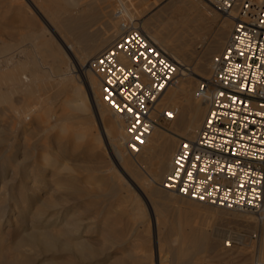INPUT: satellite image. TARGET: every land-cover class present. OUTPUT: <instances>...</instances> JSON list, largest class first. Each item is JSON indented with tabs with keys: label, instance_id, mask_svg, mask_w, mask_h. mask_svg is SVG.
Wrapping results in <instances>:
<instances>
[{
	"label": "bare ground",
	"instance_id": "obj_1",
	"mask_svg": "<svg viewBox=\"0 0 264 264\" xmlns=\"http://www.w3.org/2000/svg\"><path fill=\"white\" fill-rule=\"evenodd\" d=\"M48 1V3L46 1L44 2V8L41 9H43L44 14L47 15L51 20V26L55 27L59 31V38H61L62 42L65 43L66 53L62 50V47L60 45L56 47L54 46V44H52L53 42L50 43L49 37L47 36V33H45L47 28L44 30L45 35H43L42 37H23L17 44L18 46L15 45L16 47L8 46V44L6 43H0V121H3L2 118L9 114L8 117L11 119L13 125L11 127L14 128V133L16 135L18 133H21L26 140L38 137L36 143L39 142L38 145H34V142L31 143V140L30 142L27 141L32 145H28L27 143V146L23 148L24 150H21L24 160H27L26 162L21 163L12 156L5 157V154L7 152H11L13 149H15L13 150L15 152H20V150L19 148L11 145L15 140L13 137H11L13 138V141L10 139L12 143H10L9 141L10 144L8 145L2 144L9 139H7V137V140L3 139V137L1 136V132L6 129H1L0 126V161L3 160V164H0L2 171V174L0 175V183H2L9 175L8 180H6L4 183L6 185L14 184L11 183V176L15 175L16 178H19V181H21L20 187L22 188L21 191H19L18 189V191L21 192L19 194H16L15 192L13 193L14 187L9 188L8 193L4 194L5 196L3 197V199H0V264H57L55 259L60 258V256L62 255H69L71 257L75 256L79 258V261L80 259L81 261L88 259L89 264H102L109 259L95 258L97 256L96 248H94L91 243L84 239V237L92 234V231L90 228L85 227V225L81 222L82 220L78 221L68 218L66 213L67 209H65L64 207L58 208V205L56 206V203L52 204L53 202H50L49 204V202L47 203L43 200L40 201L37 199L38 195L34 194V191L36 190L35 188H39L38 192L39 190L41 191L44 189H52L51 191L55 192V194L60 189L67 191L69 190L70 192L68 193H74L75 191V186L73 185L77 181V179L68 174L67 171H71V169L66 166L64 161L60 160L61 157H64L66 154L71 153L72 150L69 152L63 150L64 147L61 149L51 147L50 143H48L49 147L46 146V140H49L51 138L50 132L54 128V126L48 123V120L55 119V114L51 113L50 106L55 98L57 99L66 91L68 83L71 82H77L78 85L72 88L73 92L77 93L80 91L86 96V99L91 105V111L95 122H97L99 125V129L97 128L98 130H96L97 133L94 135V137L91 136V134L87 135L83 132L78 134V132H75L77 133V135L73 138L74 145L72 149L74 151L80 145L84 148H88L91 145L93 146V141L96 140L100 145L101 137H103V140H105L104 142L107 145L109 156L114 163V166H112L110 170L112 172V176H115L116 178V180H112L111 182L108 181L106 184L105 180L101 178V175L100 177L95 176L96 181L94 180L95 185L92 190L87 191V189L85 190L83 188V190H80V193H84V197H87L88 199H91L93 201L97 199L100 200V198L104 197H117L118 192H120L119 189H121V187H129L128 181L125 180L123 174H127L126 172H128L133 178L136 179V181H139V178H143L144 175L142 177L138 173L139 171H134L135 169L133 167L143 169L146 179L144 180V182H138L140 188L137 187V189L143 196H145L149 203L151 201L153 209H155V216L153 218L157 236L155 247L156 251L158 250V238L160 236V233L168 228H165V223H162V225H158L159 216L158 212L156 213V211L165 202H169L170 200L173 201L172 196H169L168 194H166V192L175 195L170 191L163 190L164 188L162 189L161 183L170 170L175 141L177 140V138L172 139V137H166L159 131L156 125L153 128L147 140V144L146 146H144L142 151L137 155H129L128 158L125 157V154L122 151V148L124 149V133L122 123L119 118L115 117L108 108L106 109V107H104L105 104L100 101V85L98 79L88 69V61L94 55L107 48L119 34L122 29L123 20H120V22L117 23V31H112L110 30V28L112 27L107 26V28L110 27L108 29L109 32L104 33L101 31L103 34H99L100 36H97L96 39H88L89 41L82 40L84 39V30L82 32V29L84 28H82L83 26H80L81 24L78 23H80V21L82 20L81 18L83 15L81 16L79 15L80 13H78L76 17H73V19L71 20L69 19L68 24L65 25V21L62 20V15L65 10L62 9L60 2L58 0ZM116 1L120 5V11H117L114 15H122L121 13H123V11H128L129 13L132 10V12H134L133 9H130L131 4L128 3L129 1H133L132 4H134V0H129L128 2L124 0ZM181 2H188L190 4L188 5L189 9H187L189 11V14L187 16L188 19L180 22L181 24L178 25L177 28H173V25H171L172 27H168H170V29L173 28L172 30L174 31L175 35L177 31V35H179L177 38H180L179 40H182L183 46L185 45V47L187 46V48L190 47L192 49V47L194 48V45L196 43V46L194 48L195 50L200 48L203 49L206 43L203 42L204 38L202 34L204 33V30H206L208 23H210L209 21L208 23L206 22V15L208 14L206 12H208V10H206L202 6H199L198 3L194 4L193 0H182ZM136 9L137 8H135V11ZM106 10H108V8ZM110 10L111 9H109L108 11L109 14H111ZM84 18H86L85 15L83 16V20H86ZM88 20L90 19L88 18ZM91 20H93V18ZM137 20L139 19L137 18L136 21ZM74 22H76V24L75 26H72V23ZM232 22V12L229 14H225L223 23H221L218 31L211 37L213 40L212 44H210L208 48L206 47L205 55L203 53L204 58H201L196 66L197 73H195V75L199 76L201 79L204 78L203 75H205L209 69L211 70L212 61L210 62V59L212 57L214 58L217 55L214 54L217 53V51L220 49L226 35H228V31L230 30ZM139 24L142 30L153 42L159 43L164 51L169 50V45L166 42L167 39L164 37L165 34H167L166 32H164L165 29H162V31L165 33L163 35L162 31L157 28L160 33H162L161 35L158 33L161 37L159 38V35L152 28H148L146 26L147 24L145 25L143 22H140ZM162 25V27H164V24ZM69 27L70 29L74 27V32L69 33L71 35L73 34V40L71 41L67 40L66 35V32L68 33L67 29L69 30ZM169 32H171L172 34V31ZM25 41L26 43H28V45H23ZM66 41L68 44H66ZM77 44L81 45L82 48L73 49V46ZM27 46L30 47L29 50L27 49ZM62 46H64V44ZM171 47H173V45H171ZM67 55L71 60L69 59L68 62H64L63 58ZM74 73H79L77 75L80 76L81 79H78L77 75ZM193 79L194 77H191L190 75L186 76V78H178L175 84L170 85L166 90H164L155 107L156 116H159L160 112H162L163 110L175 111L174 119L172 120V126L170 127V129H172L173 132L179 135L181 140L184 141H191L196 137L206 113V104L204 100L199 99L196 96V89H194L193 86ZM171 86L173 87L171 88ZM52 92L53 94H50ZM15 93L21 94L22 99H20L19 101H15L16 99H13L12 97V95ZM73 100L78 102L76 110H81L85 107L82 98H80L79 96L76 95ZM63 107L65 108L66 106ZM64 108L62 109L63 112L61 110L62 114L60 118L55 120V124H58V122L62 123L63 121L68 122L72 120V118L77 117V115L74 113H67V110L65 111ZM107 110L111 115H108L109 113L107 114ZM39 112L43 113V117H39V122H36L33 127H27L26 122L28 121V118H30V116H32L33 114ZM38 124L41 128L37 127ZM29 125L30 123L28 124V126ZM6 135L9 134L7 133ZM14 137L16 138V136ZM55 143H57V141H55ZM2 145L7 147H2ZM37 146L42 149L38 152V154L35 155V152L39 148H36ZM31 151L33 152V163L30 162L31 159L29 161V157H31ZM144 154L146 156L151 155V158L153 157L154 159L153 163L150 162L151 166L149 167H146L148 164L146 165L147 162H145L144 159L147 160L148 158H144L146 157ZM51 155H55L57 159L51 158ZM49 167L54 169L50 174H46V171L49 170ZM116 167L120 168V170H117ZM84 170H89L92 173L95 172L92 166H84ZM161 189L164 193L160 191ZM131 200L132 205L131 208L129 205V208L132 220L135 223H138L147 218V216L145 217V209L141 205L142 203H140L139 201L140 199L138 194H134V198H132ZM173 202L177 203L179 201L175 200ZM96 203L97 202H95V204ZM10 212H15V217L21 220L19 226L15 225L13 228L9 229V232L12 233L11 235L7 232H3L2 229L5 223H7V226H9L15 223L14 221H16H12V217L8 215V213ZM236 214H239L237 215V217L243 220H252L254 218H252L251 216H247L246 213L242 212H237ZM174 226L171 228L170 234L175 233L172 235H176L175 240L177 241L178 245L172 251L169 250L168 253L172 255V258L166 257L165 262H169V260L179 261V258L184 255H188L190 253V250L186 248L185 245L191 241L197 240L198 244L200 245V243H203L205 241L207 243V240H212L215 242V240L222 238L224 235H227L228 239H231L232 237L234 238V236H231V234L226 233L227 231L223 232L208 230L205 229V227H203V225H201L200 223L198 225L196 223L195 225L190 227L188 231H183L184 229L179 223L177 224V227ZM5 230L7 229L5 228ZM135 232L136 231H134V234ZM5 235L8 237H6ZM237 237L239 240L243 238L242 236L240 237L239 234L237 235ZM124 241L126 242V240ZM125 242H123V244ZM4 246L5 249H3ZM6 246L13 252L10 253L9 258H4L7 255ZM25 247H29V250L30 248L33 249L36 252V257L34 258L28 256L24 250ZM262 248H264V242H262ZM106 255H108V253L105 255L103 253V257ZM38 256L42 257L38 258ZM261 258H264V250H262ZM131 259L132 263L135 261V264H143L142 262L138 261L139 259ZM121 260L122 259H120V261ZM129 262L125 261V263L123 262V264H130Z\"/></svg>",
	"mask_w": 264,
	"mask_h": 264
},
{
	"label": "rangeland",
	"instance_id": "obj_2",
	"mask_svg": "<svg viewBox=\"0 0 264 264\" xmlns=\"http://www.w3.org/2000/svg\"><path fill=\"white\" fill-rule=\"evenodd\" d=\"M45 1L47 2L48 0H0V33H1L0 43H6L8 44V46H15V45L18 46L17 44L19 43L21 38L23 37L32 38L36 36L42 37L43 35H45L44 30L47 28L45 33H47L50 43L53 42L52 44H54V46L56 47L60 45L62 47V50L65 51L66 53L65 43H63L61 38H59L60 37L59 31L55 27L51 26V20L48 18L47 15L44 14L43 9H41V8H44ZM58 1L60 2L62 9H64L66 12V13L64 12L62 15V20H64L66 23L65 25L68 24L69 19L70 20L73 19V17H76L78 13H80L79 15L81 16L82 15L86 16V18H84L86 20H83V16H82L81 18L82 20L80 21V23H78V24H81L80 26H83L82 28H84L82 29V32L83 30L85 32V33L83 32L84 39L82 40L89 41V40L96 39L97 36H100L99 34H101L102 32L104 33L109 32L108 29L110 27L113 28V29L110 28V30L112 31L118 30L117 23L120 22L122 17L116 18L114 16V14L117 11H120L119 10L120 5L118 4L116 0H109V1L108 0H99V1L98 0H58ZM124 1L128 2L129 0H124ZM181 1L182 0H141V1L134 0V4H132L133 1L132 2L129 1L128 3L131 4L130 9H133L134 12H132V10L130 11L131 13L130 12L128 13V11H123V13L121 14L124 15L123 18H126V20L127 19L136 20L138 18L139 20H137V23L143 22L145 25L147 24L146 26L148 28H152L157 34L159 33L161 35L163 33L164 35L165 34L164 32H166L167 34H165L164 37L167 39L166 42L169 45L168 49L170 51L168 49L167 50L169 52L166 50L164 51V49L161 47V45H159V43L157 42L155 43L152 40L151 41L159 49H161L163 52H165L168 56H170L172 59H174L178 63L179 68H180L178 72V74L180 73L178 75V78H181V77L186 78V76L188 75H190L191 77H194L193 86H194V89H196L199 81L201 80L199 76L195 75V73H197L196 66L199 60H201V58H204V55L206 53V50H205L206 47L208 48V46L212 44L213 40L211 37L214 35V33L218 31L221 23H223L224 15L218 12L207 0H199V1L193 0L194 4L198 3L199 6H202L206 10H208V12H206L208 13L206 15L207 16L206 22L208 23L209 21L210 23H208L206 30H204V33L202 34L204 38L203 42L206 43L205 47L203 46L204 47L203 49L200 48V49L195 50L194 49L196 46V43H195L194 48L193 47L192 49L190 47L187 48V46L186 47L185 45L183 46L182 40H179L180 38H177L179 36L177 35V31H176V35H177L176 36L174 31L172 30L173 28H177L178 25L181 24L180 22L188 19L187 16L189 14V11L187 9H189L188 5L190 4L188 2H181ZM105 8L106 9L108 8V10H106ZM135 8H137L136 11H135ZM138 8H139V12H138ZM109 9L112 10V11L110 10L111 14L108 13ZM135 12H138V13H135ZM135 14L137 15V17ZM88 18L90 20H88ZM92 18L94 21L91 20ZM109 22L111 25L109 24ZM72 24H73L72 26H75L76 22ZM162 24H164V27H162L163 26ZM171 25L174 26L172 29L168 27ZM107 26H110V27L107 28ZM73 28L74 27L70 29L69 27V30L67 29L68 33L66 32L67 40L69 41L73 40V36H72L73 34L72 35L69 34L70 32H74ZM157 28L161 31L162 29H165V30L164 32L162 31V33H160V31ZM231 28H232V23H231L230 30L228 31V35L231 31ZM169 31H172V34ZM68 35H69V38H68ZM160 35H159V38H161ZM228 35H226L224 39V42H223L224 44H225V41ZM223 43L220 49L214 55L218 54L222 50L224 46ZM63 44L64 46H62ZM66 44H68L67 41H66ZM23 45H28V43H26L25 41ZM171 45H173V47H171ZM79 48H82V46L78 44L73 46V49H79ZM27 49L29 50L30 47L27 46ZM63 59H64V62H68L70 57L67 55V56H64ZM211 59H213V57ZM211 59H210V62L212 61ZM209 73H210V69L207 71L205 75H203V77L204 78L208 77ZM77 77L78 79L80 78V76L78 75ZM77 85H78L77 82L68 83L66 91L62 95H60V97H58L57 99L55 98L56 100L54 99L53 100L54 102L52 101L53 105L51 104L50 111L51 113L55 114V119L48 120V123L54 126V128L50 132L51 138L49 140H46V146L48 147H49L48 143H50L51 147H56L60 149L64 147L63 150H66L69 152L72 150L71 153L66 154L64 157H61L60 160L64 161L66 166L71 169V171H67L68 174L77 179V181L73 185L75 186V189H74L75 191L74 193H68L70 192L69 190L67 191V190L60 189L55 194V192L51 191L52 189H49V190L44 189L41 191L39 190L38 192L39 188H35L36 190L34 191V194L38 195L37 199L40 201L43 200L44 202H47V203L49 202V204L50 202L51 203L53 202L52 204L56 203V206L58 205L57 206L58 208L64 207L65 209H67L66 213H67L68 218L78 220V221L82 220L81 222L85 225V227L91 229L92 234L84 237V239H86L89 243H91L94 246V248H96L97 256L95 258H109L102 264H117V263L123 264V262L125 263V261H128V262L130 261L129 263L131 264L132 263L131 258H135L136 260L139 259L138 261L142 262L143 264H160V263L161 264H169V263L170 264H175V263L176 264H264V258H261L262 250H264V248H262V242H264V218H259L251 214L250 212H242V213H246L247 216H251L252 218L253 217L254 218L252 220L251 219L250 220L249 219L248 220L239 219L237 217V215L239 214H236L238 211L233 212L230 210H226L224 208L197 203L194 201L187 200L185 198H181L179 196L177 197L167 192L166 194H168L169 196H172L173 201L177 200L179 202L175 203L170 200L169 202H165L163 205H161L159 207L160 209L158 208V210L156 211V213L158 212V216H159L158 225H162V223H165L164 224L165 228L167 227L168 228L163 230L160 233V236L158 238V250L155 251L156 242H157V236H156V230H155L156 227H155V222L153 218L155 216V209H153V205L151 204V201L149 203L148 200L145 198V196H143L137 189V187H139L138 182L139 181L144 182V180L146 179L144 170L141 168L133 167L135 169L134 171L136 172L139 171L138 173L142 177L144 175L143 178H139L140 179L139 181H136V179L133 178L128 172H126L127 174L122 173L125 180L128 181L129 187H125V188H123L124 186L121 187V189H119L120 192H118L117 197H104V198H100V200L99 199L94 200L95 202H97L96 204L93 200L88 199L87 197H84L83 196L84 193L82 192L80 193V190H83L84 188L85 190L87 189V191L89 190L91 191L95 185V181H96L95 176L100 177L101 175V178L105 180L106 184L108 181L111 182L112 180L113 181L116 180V178L115 176H112V172L110 170V168L114 166V163L111 157L109 156L107 145L104 142L105 140H103V137H101L102 143L100 140V145L98 144L99 142L97 143V140H96V141H93V146L91 145L88 148H84L80 145L81 147L78 146L74 151L72 149L74 145L73 138L76 137L77 135V133L75 132H78V134L82 132L87 135L91 134V136L94 137V135L97 133L96 130L99 129V125L97 122H95V119L91 111V105L86 99V96L80 91L77 93L73 92L72 88ZM172 87L173 86H171V88ZM53 92L50 94H53ZM76 95L82 98L83 104L85 105V107L81 110H76V107L78 106V102L73 100L76 97ZM12 97L13 99H16L15 101H19L20 99H22V95L18 93L13 94ZM63 106H66V107L64 108ZM104 107L106 106L104 105ZM63 108L65 111L67 110L66 111L67 113H71V114L74 113L77 115V117L72 118V120L68 122L63 121L62 123L58 122V124H55V120L60 118L63 112L62 110ZM107 114L111 115L109 111L107 112ZM42 115L43 113L39 112V113H36L30 116V118H28L29 122L27 121L28 124L30 123V125L28 126L26 122V126L33 127L36 124V122H39V117H43ZM8 116L9 114H7V116L2 118L3 121H0L1 129H6L4 130L6 132L4 131L1 132L2 134L1 136L3 137V139H6V137L7 139H9V140L6 139L7 141L5 140L6 142L2 144L8 145L12 143L13 138H14L15 139L13 141L14 143H12L11 145L19 148L20 152L18 151L15 152L13 151L15 149H13L11 152H7L5 154V157L12 156L13 158H15L17 161L21 163L26 162L27 160L26 161L24 160L21 150L22 151L24 150L23 148L27 146V143L28 145H32L31 143L34 142L33 143L34 145H38L39 142L36 143V140L38 137H34L33 139L26 140L25 137L21 133H18L16 135L14 133L15 132L14 128L11 127L13 126L11 119ZM157 122H158L157 127L159 131L163 133V135H165L166 137L167 136L172 137V139L177 138L176 140L177 143H178V140H181L179 135H177L175 132H173L172 129H170V127L172 126V121L158 120ZM37 127H40V125L38 124ZM12 128H13V131H12ZM7 133L9 135H6ZM14 136H16V138ZM30 140H31V143H29ZM55 141H57V143H55ZM176 141H175V146L177 145ZM3 145L2 147H7ZM175 146H174V149H175ZM38 147L39 146H37L36 148ZM41 149L39 147L37 151L35 152V155L38 154V152L41 151ZM122 151L125 154V157L128 158L129 155L124 151L123 148H122ZM30 156L31 157H29V161L31 159L30 162L33 163V160H32L33 152L32 151L30 152ZM51 158L57 159L55 155H51ZM144 158L149 159V160L147 159L149 162L146 159H144L145 162H147L146 165L148 164L146 167L151 166V163H153L154 161L153 157L151 158V155H147ZM0 164H3V160L0 161ZM84 166H87V167L92 166V168L95 170V172H93L94 174L89 170L88 171L84 170ZM116 168L117 170H120V168L118 167ZM53 169L54 168L49 167V170L46 171V174L47 173L50 174ZM0 171H1V167H0ZM1 174H2V171L0 172V175ZM8 177H6L5 180L2 183H0V199H3V197L5 196L4 194H7L8 189L12 187H14L13 193L14 192L16 194L21 193L19 192L22 190V188L20 187L21 181H19V178H16L15 175L11 176V183H14V184L6 185L4 182L8 180ZM162 189L160 190L161 192L165 190V189L163 190ZM15 190H17L18 192ZM134 194H138L139 199H140L139 201L140 203H142L141 205L145 209V217L147 216V218L143 219L142 221L138 223H135L132 220V217L130 214V208L132 205L131 199L134 198ZM128 196H131V197H128ZM129 205H130V208H129ZM90 206H93V207H90ZM8 215L12 217V221L14 220L16 221H14L15 223L9 226L6 225L7 223H5L2 229H3V232H7L8 234L11 235L12 233L9 232V229L13 228L15 225L19 226L21 220L15 217L16 216L15 212H12V213L10 212L8 213ZM178 223L183 227L184 229L183 231H188L190 227H192L196 223L197 225L200 223L201 225H203V227H205V229H208V230L223 231V232L227 231L226 233L231 234V236H234V238L232 237L230 239L229 245H226L227 240H229L227 238V235H224L222 238L215 240V242L212 240L211 241L207 240V243L205 241L203 243H200V245L198 244L197 240L191 241L185 245L186 248L190 250V253L188 255L182 256L181 258H179V261L169 260V262H165L166 257L172 258V255L168 253L169 250L172 251L178 245L177 241L175 240L176 235H172L175 233L170 234L171 228L174 225H176L174 227H177ZM5 228L7 230H5ZM134 231H136L135 234H134ZM236 234L237 235L239 234L240 237L242 236L243 238L239 240ZM124 240H126V242ZM123 242L125 243L123 244ZM25 248L24 250L28 256L34 257V258L36 257V252L33 249L30 248L29 250V247H25ZM3 249H5V246ZM6 252H7V255L4 258H9L10 253H13L12 250H9L7 248V246H6ZM103 253L104 255L108 253V255L103 257ZM41 257L42 256H38V258H41ZM120 259L122 260L120 261ZM55 260L57 264H81V263L89 264L88 259H85L82 261L80 259L79 261V258L75 256L71 257L69 255L68 256L62 255L60 256V258H56ZM132 264H135V261Z\"/></svg>",
	"mask_w": 264,
	"mask_h": 264
},
{
	"label": "built area",
	"instance_id": "obj_3",
	"mask_svg": "<svg viewBox=\"0 0 264 264\" xmlns=\"http://www.w3.org/2000/svg\"><path fill=\"white\" fill-rule=\"evenodd\" d=\"M233 13L231 31L212 59L196 96L206 113L196 137L179 140L161 186L175 195L264 218V0H207ZM122 17L113 42L88 61L100 101L122 123L124 150L137 155L158 120L161 94L178 79L179 65L159 49L136 20ZM227 240L226 245H229Z\"/></svg>",
	"mask_w": 264,
	"mask_h": 264
}]
</instances>
